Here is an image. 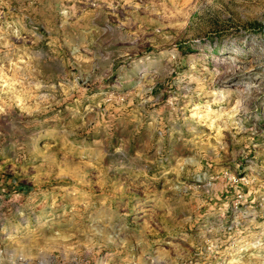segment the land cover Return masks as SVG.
<instances>
[{"label": "rangeland", "instance_id": "rangeland-1", "mask_svg": "<svg viewBox=\"0 0 264 264\" xmlns=\"http://www.w3.org/2000/svg\"><path fill=\"white\" fill-rule=\"evenodd\" d=\"M5 85L0 264H264V0H0Z\"/></svg>", "mask_w": 264, "mask_h": 264}, {"label": "clouds", "instance_id": "clouds-1", "mask_svg": "<svg viewBox=\"0 0 264 264\" xmlns=\"http://www.w3.org/2000/svg\"><path fill=\"white\" fill-rule=\"evenodd\" d=\"M105 2H108V0H105ZM124 3H128V0H124ZM173 3H175V0H173ZM109 7H112L111 3H109ZM137 7H139V5H137ZM20 63H23V60H20ZM4 88H6L7 91L0 89V104H6L10 107L13 103H16L23 111L31 114V110L26 107L25 101L21 99L15 89L9 85H5ZM129 105H131V101L129 102ZM117 111H119V109H117ZM0 112H3V108H0ZM193 247H195V244H193ZM209 251H211V249H209ZM217 255H221V253L217 252ZM251 258H258V253H252ZM228 264H238V262L230 260Z\"/></svg>", "mask_w": 264, "mask_h": 264}]
</instances>
